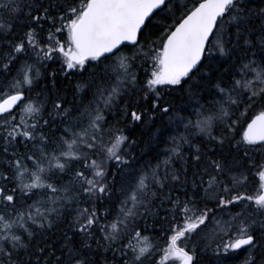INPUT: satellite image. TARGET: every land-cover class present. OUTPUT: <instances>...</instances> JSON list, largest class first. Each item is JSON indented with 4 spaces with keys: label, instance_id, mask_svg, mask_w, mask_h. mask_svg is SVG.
<instances>
[{
    "label": "snow or ice",
    "instance_id": "obj_1",
    "mask_svg": "<svg viewBox=\"0 0 264 264\" xmlns=\"http://www.w3.org/2000/svg\"><path fill=\"white\" fill-rule=\"evenodd\" d=\"M0 264H264V0H0Z\"/></svg>",
    "mask_w": 264,
    "mask_h": 264
}]
</instances>
